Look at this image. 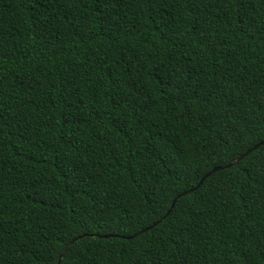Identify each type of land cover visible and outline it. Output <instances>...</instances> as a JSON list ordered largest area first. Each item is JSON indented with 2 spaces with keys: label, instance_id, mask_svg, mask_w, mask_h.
<instances>
[{
  "label": "trees",
  "instance_id": "trees-1",
  "mask_svg": "<svg viewBox=\"0 0 264 264\" xmlns=\"http://www.w3.org/2000/svg\"><path fill=\"white\" fill-rule=\"evenodd\" d=\"M39 2L47 4V21L37 19L43 9L34 0H0V33L11 49L2 65L6 86L0 102L13 125L3 137V166L5 173L11 171L0 204L3 264H45L42 246L62 250L70 229L78 230V213L85 206L91 211L100 192L108 195L109 209L114 201L117 209L130 211L143 204L147 211L141 219L147 225L170 206L168 201L198 184L206 162L208 169L221 168L181 197L194 214L181 233L179 251L164 237L162 264H261L264 197L259 181L253 178L261 203L251 213L243 207L249 191L227 187L210 194L205 186L218 188L227 164L244 149L238 144L225 154L217 147L233 121L208 118L199 99L202 89L211 88L235 96L234 82L264 77L260 6L243 22L235 7L217 10L219 19L206 15L200 27L207 40L202 41L187 21L174 22L166 7L149 8L137 0H116V11L108 0L88 6L79 0ZM105 5L111 15L101 19L96 8L105 11ZM40 23L46 31H37ZM177 75L182 91L169 85ZM72 84L78 85V94L68 97L64 89ZM205 100L233 111L224 97L209 94ZM197 166L194 175L176 179V171ZM78 168L88 173L87 182L73 177ZM69 178L77 185L74 191ZM243 180L239 175L237 187ZM153 191L165 199L149 207ZM159 229H152L154 238ZM57 233L68 235L61 239ZM105 235L101 227L99 237L92 232L84 239L103 241ZM100 248L95 264H134L119 245L108 249L101 243Z\"/></svg>",
  "mask_w": 264,
  "mask_h": 264
},
{
  "label": "snow or ice",
  "instance_id": "snow-or-ice-1",
  "mask_svg": "<svg viewBox=\"0 0 264 264\" xmlns=\"http://www.w3.org/2000/svg\"><path fill=\"white\" fill-rule=\"evenodd\" d=\"M34 2L40 9H43L38 12L37 19L39 21H47V4H41L39 0H34ZM48 2L51 3V0H48ZM56 2L58 4L59 0H56ZM97 2L98 0H79L81 6L95 5ZM137 2L147 5L149 8L159 7L162 10L166 7L167 14L172 17L174 22L187 21L190 26L189 30L198 33L202 41L207 40V35L200 27L201 22L209 14L215 15L219 19L217 10L223 11L225 8H239L240 11L237 13V16L241 22H243L245 16L251 17L256 13V5L260 6V14H264V0H137ZM99 3L103 4L104 0H99ZM108 3L111 4L112 11L117 10L116 0H108ZM209 5H212L211 13L209 12ZM55 11L56 9L53 8L52 13H55ZM96 11L100 13L101 19H105L111 15V12L107 10V5H105V11H100L99 8H96ZM93 18L95 19V17ZM224 19L227 20L229 17L225 16ZM249 27L251 28V20H249ZM37 31H46L42 23L38 24ZM261 37L264 38V25L261 26ZM9 52H11V49L8 47L5 34L0 33V97L3 96V89L6 86L2 65ZM115 83L119 85L121 82L117 79ZM169 85L177 91H182L179 75L174 80H169ZM234 85L235 96L228 95L222 88L220 90L211 88L207 91L202 89L203 95L199 97L200 100H204L208 118L215 117L216 119L233 121L232 127H225V135L220 138L221 144H218L217 147H222L225 154L231 153L238 144L244 149L242 152L237 150L238 154L232 160V164H235L237 167L233 168L232 164L228 165L229 171L223 174L224 179L220 181L218 188L212 189L210 185H206L205 187L211 195H215L217 191H223L227 187L236 188L237 191L241 189L249 191L250 196L243 207L251 213L261 203L260 197H264V77L261 78L260 82H256L255 80L252 83L245 81L235 84L234 82ZM77 88V84H72L71 87H65L64 91L68 97H72L78 94L75 91ZM228 91L232 92V89ZM209 94L217 97L218 100L220 97H224L231 104L233 111L229 112L224 103L213 104L211 100H205V97ZM245 97L248 99H245ZM80 99L82 103L84 97ZM80 111L82 112L83 109H80ZM12 127L13 125L7 118L4 105L0 102V204L3 201L2 191L6 182V176L11 175V171L5 173L3 166L5 152L3 137ZM245 145L247 146L245 147ZM213 154H215V149H213ZM60 162L63 164V160ZM83 165L86 169L88 161L84 160ZM204 167L206 171L201 174L202 178L196 184V188H199L204 183V179L211 176L218 169V166L208 169L207 162L204 164ZM198 171L199 166L194 169L176 171V179L187 178ZM239 175H243L244 180L237 187L236 180ZM73 177L77 181L87 182L88 173L78 168L73 173ZM253 178L259 181L260 197H257L255 194L257 185L254 183ZM57 179H60V177ZM68 184L71 185L70 190L72 191L77 187L70 178L68 179ZM184 195V193H178L175 199L167 202L170 206L165 207L162 213L156 215L154 219L145 225L141 219V212H146L147 209H145L143 204L135 208L134 211H130L126 207L117 209L116 202L114 201L112 208L109 209L106 208L108 195L100 192L99 197L95 201L96 206L92 207L91 211H89L88 206H85L78 213V220L76 221V228L78 230L70 229L71 236L66 241V246H62V250L57 249L55 244L42 246L40 259L45 264H95L97 255L103 251L100 248L101 243H103L108 249L119 245L121 251L133 258L134 264H140V261L145 258L149 259L150 264H162L159 253L162 251V246L165 245L164 237H168L179 251L184 241V236L181 233L187 228V222L191 220L194 214L191 205H186V202L181 200V197ZM198 195L202 198L203 192ZM163 199H165L164 195L153 191L148 205L150 207L152 204L159 203ZM178 200H180L179 204H177ZM206 203L207 201H204L199 204L196 211L198 212ZM155 211H159V209ZM113 213L115 214L113 215ZM2 215L3 211L0 209V216ZM133 216H135V219H133ZM253 219H257V217H253ZM156 225H160V229L154 238L152 229ZM101 227L107 233L103 241L100 239H84L85 236H88L92 232L99 237ZM129 229H133V231L129 232ZM63 235H68V233L56 234L61 239ZM2 237L3 232L0 231V242H2ZM77 240H80L81 243H77ZM261 244H264V240L261 241ZM257 255L258 257H264V247L259 248ZM3 262L4 248L0 246V264H3ZM105 264H107V261H105ZM261 264H264V260L261 261Z\"/></svg>",
  "mask_w": 264,
  "mask_h": 264
},
{
  "label": "water",
  "instance_id": "water-1",
  "mask_svg": "<svg viewBox=\"0 0 264 264\" xmlns=\"http://www.w3.org/2000/svg\"><path fill=\"white\" fill-rule=\"evenodd\" d=\"M229 164H232V162L228 163V164H227V166H228ZM218 168H221V166H218ZM200 180H201V179H200ZM198 183H199V182H198ZM194 189H196V186H195V187H193V188H191V190H190V189H188V190L184 191L183 193H184V194H186V193H188V192H191V191H193ZM105 236H106V235H105Z\"/></svg>",
  "mask_w": 264,
  "mask_h": 264
}]
</instances>
